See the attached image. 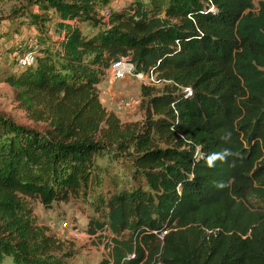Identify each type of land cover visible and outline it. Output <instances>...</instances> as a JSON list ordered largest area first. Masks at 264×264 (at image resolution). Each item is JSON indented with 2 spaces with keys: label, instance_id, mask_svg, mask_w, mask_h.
Here are the masks:
<instances>
[{
  "label": "trees",
  "instance_id": "1",
  "mask_svg": "<svg viewBox=\"0 0 264 264\" xmlns=\"http://www.w3.org/2000/svg\"><path fill=\"white\" fill-rule=\"evenodd\" d=\"M109 1L18 9L34 24L55 14L58 36L4 79L44 128L0 115V264H61L27 198L49 206L85 190L103 153L138 182L98 198L99 264H264V0H138L103 17ZM121 57L164 80L142 84L140 123L101 100Z\"/></svg>",
  "mask_w": 264,
  "mask_h": 264
},
{
  "label": "rangeland",
  "instance_id": "2",
  "mask_svg": "<svg viewBox=\"0 0 264 264\" xmlns=\"http://www.w3.org/2000/svg\"><path fill=\"white\" fill-rule=\"evenodd\" d=\"M136 1L138 0H110L105 5H99V13L105 17L121 5L128 6ZM258 2L259 0H255L256 4ZM20 8L35 14L42 13L39 5H33V0H0V115L20 125L42 129L44 124L33 119L31 112L18 100L16 89L4 79L9 73L19 72L20 57L37 49V45H46L50 39L57 38V18L50 12L49 20L40 19L38 24H34L30 19L22 18L18 10ZM14 10L17 11L13 12ZM247 13H244L245 17ZM81 25L85 32L96 29L88 22H82ZM142 84L144 83L133 79L114 80L106 74L100 85L101 100L108 111L116 113L122 122L140 123L145 118V111L141 106ZM154 86L162 89L164 84ZM95 163L93 182L68 200L54 201L47 206L38 198H27L28 208L37 225L62 245L60 250L53 252L54 255L64 253L61 264H99L105 257L106 250L102 243L97 244L98 234L93 236L88 232L92 219L101 215L95 208L99 203L98 198L110 186L130 187L138 182L137 178L132 179V164L113 153L98 155ZM66 219L70 221V229L62 225ZM71 229H78L79 236H74ZM6 264H13V259L8 257Z\"/></svg>",
  "mask_w": 264,
  "mask_h": 264
},
{
  "label": "built area",
  "instance_id": "3",
  "mask_svg": "<svg viewBox=\"0 0 264 264\" xmlns=\"http://www.w3.org/2000/svg\"><path fill=\"white\" fill-rule=\"evenodd\" d=\"M35 62V51H29L23 57H20L19 63L21 66L31 65ZM108 77L113 78L114 80H125L133 79L135 81L144 83L146 85H156L163 83L164 80H160L157 76V73L154 70H149L147 72L137 70V67L134 62L130 61L126 57H121L115 60L107 70ZM185 91L191 93V88H185ZM62 225L65 228L70 229V221L64 220ZM71 233L78 237V229H71ZM135 254H129L128 258L134 257Z\"/></svg>",
  "mask_w": 264,
  "mask_h": 264
},
{
  "label": "crops",
  "instance_id": "4",
  "mask_svg": "<svg viewBox=\"0 0 264 264\" xmlns=\"http://www.w3.org/2000/svg\"><path fill=\"white\" fill-rule=\"evenodd\" d=\"M101 85V84H100Z\"/></svg>",
  "mask_w": 264,
  "mask_h": 264
}]
</instances>
